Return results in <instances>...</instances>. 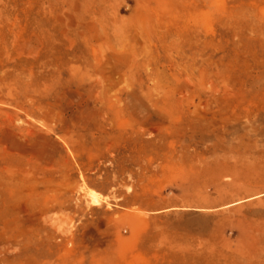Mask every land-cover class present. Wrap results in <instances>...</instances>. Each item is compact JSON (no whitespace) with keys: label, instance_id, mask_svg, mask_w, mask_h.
Masks as SVG:
<instances>
[{"label":"rangeland","instance_id":"1","mask_svg":"<svg viewBox=\"0 0 264 264\" xmlns=\"http://www.w3.org/2000/svg\"><path fill=\"white\" fill-rule=\"evenodd\" d=\"M0 264H264V0H0Z\"/></svg>","mask_w":264,"mask_h":264}]
</instances>
